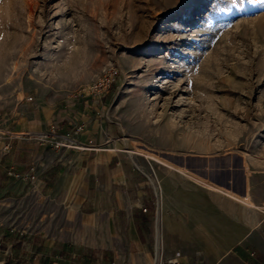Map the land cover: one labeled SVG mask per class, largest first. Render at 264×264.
I'll list each match as a JSON object with an SVG mask.
<instances>
[{"label": "rangeland", "instance_id": "obj_1", "mask_svg": "<svg viewBox=\"0 0 264 264\" xmlns=\"http://www.w3.org/2000/svg\"><path fill=\"white\" fill-rule=\"evenodd\" d=\"M109 67L118 75L95 101L99 147L111 143L151 182L161 167L152 159L176 162L181 149L235 150L264 169V0H0V136L9 145L67 133L16 131L5 106L39 99L77 112L92 101L79 89ZM46 210L32 198L0 203V264H89L100 254L44 245L31 222L41 230ZM102 264L143 259L123 250Z\"/></svg>", "mask_w": 264, "mask_h": 264}, {"label": "crops", "instance_id": "obj_2", "mask_svg": "<svg viewBox=\"0 0 264 264\" xmlns=\"http://www.w3.org/2000/svg\"><path fill=\"white\" fill-rule=\"evenodd\" d=\"M5 108L17 119L14 129L24 133L85 123L74 135L80 148L41 145L25 136L3 149L8 139L0 136V203H45V226L34 230L31 222L44 245L99 251L89 264L123 250L141 254L143 264L170 257L194 264H264V169L242 152L181 149L171 163L147 154L161 164L152 183L111 143L99 147L95 100L74 113L39 99H17ZM105 129L109 143L114 133ZM32 173L35 180L24 177Z\"/></svg>", "mask_w": 264, "mask_h": 264}, {"label": "built area", "instance_id": "obj_3", "mask_svg": "<svg viewBox=\"0 0 264 264\" xmlns=\"http://www.w3.org/2000/svg\"><path fill=\"white\" fill-rule=\"evenodd\" d=\"M118 75V72L115 68L109 67L106 69L103 74L100 77H97L96 79L92 80L91 82L83 85L79 89V93L82 95H86L90 97L92 100H95L98 102V98L104 96L107 89L110 87V85L116 80ZM85 128V123L78 122L74 124V127L69 130L65 134H54V131H49L46 133H36L32 134L31 136L37 139L38 143L45 144L49 143L55 147L58 146H71V147H83L82 144L78 143L74 135L79 134L82 132ZM56 135V136H55ZM55 137H58L61 139V141H58V139H55ZM65 141V143H63ZM8 145L6 144L3 149H6ZM25 178L30 180H35V175L32 174H25ZM142 211H146L145 208H142ZM153 264H194V263H188V262H181L175 257L165 258L161 260L154 261Z\"/></svg>", "mask_w": 264, "mask_h": 264}]
</instances>
